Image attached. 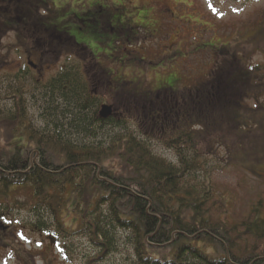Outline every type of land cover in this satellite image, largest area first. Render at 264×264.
<instances>
[{
	"label": "rangeland",
	"instance_id": "rangeland-1",
	"mask_svg": "<svg viewBox=\"0 0 264 264\" xmlns=\"http://www.w3.org/2000/svg\"><path fill=\"white\" fill-rule=\"evenodd\" d=\"M42 1L44 5L36 0H0V15L10 14V18L15 7L24 11H16L18 16H24L28 14L26 6H38L31 11L34 14L38 10L39 18L46 17L47 29L53 26L57 32L66 33L77 45L85 47L100 67L99 70L88 68L89 76L86 74L90 87H94L92 96L95 100L88 102L84 89L83 93L74 90L72 94L73 89L67 91L62 84H50L53 71L45 78L40 77V82L35 81L38 76L33 72L26 86L24 81L20 85L17 79H12L10 67L17 68L23 52L17 50L19 38L14 39L0 26V117H12L20 109L25 125L34 137L76 147L106 148L132 133L138 140L146 142L154 155L177 166H180L179 160L166 143L182 130H197L207 151L200 159L204 174L199 171L195 179L187 175L189 183L202 184L205 179V184H211L220 192L226 209L235 216L248 215L259 201L264 200V70L251 71L256 70V66L264 67V0ZM83 19L87 30H82ZM32 21L34 24L33 17ZM88 30L94 35L88 37ZM50 36L54 37L53 34L47 36L48 42ZM48 59L49 64L55 65V70L64 67V55L51 58L49 54ZM77 62L78 58L70 59L69 64ZM242 73L249 79L245 91L239 88ZM16 74L20 76L18 72ZM216 81L226 93L224 107L228 109L219 110L223 111L217 118L220 126H213L215 128L211 130L210 126L201 124L194 128L186 121H178L173 114L160 129H155V138L147 139L131 122L111 126L95 121V113L103 106L111 108L109 116L132 113L128 110L133 105L128 102H132L133 95L138 96L141 103H144L141 97L159 103L168 101L176 109L185 100H193L194 95L205 88L218 95L219 88L213 85ZM225 84L229 86L227 92L223 90ZM120 91L125 95L118 97ZM234 101L241 105L235 112L243 117L245 131H241L238 120L230 117L234 109L230 104ZM78 109H82L81 113ZM208 122L204 118L203 124ZM4 123L0 120V125ZM8 134L12 135L9 137L11 143L23 140L10 130L0 131V144H4ZM240 140L244 141L243 147L238 145ZM190 154L186 152V155ZM75 203V199L68 200L58 222L50 207L34 202L28 188L11 189L0 200V214L4 216H1V222L7 225L8 219L12 218L15 225H19L16 223L25 221L32 223L38 231L25 227L29 232L19 235L16 232L19 226H9V234L14 233L7 239L9 246L30 247L32 254H44L48 264H140L136 263L138 259L130 233L107 226L106 206L99 208L98 224L111 239L109 252L92 244L88 231L66 235L61 225L74 231L81 223L82 216L75 210ZM91 217H95L94 214L88 219ZM41 229L48 234L40 233ZM4 244L0 246L5 247ZM9 254L10 249L2 250L0 264L1 261H13ZM182 264L200 262L184 258Z\"/></svg>",
	"mask_w": 264,
	"mask_h": 264
},
{
	"label": "trees",
	"instance_id": "trees-1",
	"mask_svg": "<svg viewBox=\"0 0 264 264\" xmlns=\"http://www.w3.org/2000/svg\"><path fill=\"white\" fill-rule=\"evenodd\" d=\"M9 15H0L3 30L10 31L4 26L10 19ZM36 21L34 17V24ZM22 31L17 28L18 38L27 47L41 43V29L38 33L32 29L25 36L21 35ZM51 34L54 37L50 36L47 43L48 57L49 54L51 58L64 55L65 62L64 68L49 83L62 84L67 91L73 89L72 94L74 90L83 93L84 89L87 101L95 100L92 96L94 87L91 88L86 81L88 68H100L93 55L66 33L57 32L53 26L46 33L47 36ZM90 34L94 35L93 31ZM57 41L59 46L55 44ZM37 51L42 52L41 49ZM76 58L79 63L69 64L70 59ZM255 68L251 71L264 70L260 66ZM103 75L106 76L105 72ZM242 76L239 88L245 91L249 79L246 73ZM18 83L22 85L20 81ZM213 85L219 88L218 95L216 91L208 92L205 88L195 94L193 100H185L176 109L168 101L159 103L140 96L144 101L141 103L138 96L133 95L132 102H128L133 105L128 110L132 113H114L101 119L98 111L95 121L111 126L131 122L147 139L155 138V129H160L161 124L173 114L178 121H186L194 128L201 124L210 126L211 130L215 128L213 126H220L217 118L228 109L224 107L226 93L222 92L217 81ZM227 87V84L223 87L225 92ZM120 94L125 95L120 91L118 97ZM230 106L234 107L231 119L233 116L238 120L241 131H245L247 127L243 117L235 112L241 105L234 101ZM221 108L223 111L219 112ZM78 110L81 113L82 109ZM15 114L0 117L1 121H5L0 125V131L10 130L11 134L23 138L11 143L8 134L4 144H0V200L11 189L26 187L34 202L50 207L54 218L60 222V214L66 210L68 200L75 199V210L82 216L81 223L74 231L61 225L63 232L72 236L88 231L92 244L103 252H109L111 239L98 224L101 216L99 208L106 206L109 215L107 226L130 233L138 259L136 263L140 264H182L184 258L195 259L200 264H264V200L259 201L248 215L235 216L226 209L220 192L211 184H205V179L198 186L189 183V178L195 179L199 171L204 174L200 159L207 151L197 130H182L166 143L179 160L180 166H177L154 155L148 144L132 133L106 148L76 147L58 140L42 141L34 137L25 125L20 109ZM204 118L209 120L207 125L203 124ZM143 126L146 128L143 129ZM205 129L208 131V127ZM242 142L238 143L240 147H243ZM186 152L191 154L188 156ZM92 214L95 217L88 219ZM25 227L37 230L32 224ZM39 232L48 234L44 229Z\"/></svg>",
	"mask_w": 264,
	"mask_h": 264
},
{
	"label": "flooded vegetation",
	"instance_id": "flooded-vegetation-1",
	"mask_svg": "<svg viewBox=\"0 0 264 264\" xmlns=\"http://www.w3.org/2000/svg\"><path fill=\"white\" fill-rule=\"evenodd\" d=\"M18 2L19 1L16 2V5ZM36 2H39L42 5H44L42 0H36ZM32 8L37 9L38 6H35V5L29 6L28 5V6H26V9H25V11L28 14L24 15V16L23 15L18 16L16 11L20 12V13H22L24 11H22V10L18 11L14 7L13 8L14 12H12L14 15H12L10 17L8 23H4V26L8 27L10 29V31L7 33L11 34L14 39L15 38L17 39L19 36L18 32H17V28L23 29V31L21 32V35H24V36L27 33H29L27 30H29V31L32 30L31 27H35L33 32L34 31L37 32L38 29L42 30V32H41L42 41L40 44H38V43H36L35 45L29 44L27 47L25 44H23L21 42L18 43L17 50L23 52V53H21L22 60H21V63L17 65V68H15L14 66L10 67V69H13V74L10 77H12V79H17L16 81H18V82L20 81L21 83H22V81H24L25 86H26V83H28V78L31 76V74H33V72L36 73V75L39 77V78L36 77L35 81L40 82V81H42L40 79V77L45 78V75H49V73H52V71L54 73L55 72L57 73L60 70V69L55 70V68H54L55 65L53 63L49 64L48 53H47V51H48V49H47L48 38L46 35L47 28L45 27V20H47V19H46V17H43V16H41L39 19L38 10L35 11V13L33 14L31 11ZM32 17L33 18L35 17L37 19L36 24H33ZM99 19H102V16H99ZM81 23L83 24L82 30L86 29V21L83 19L81 21ZM86 34L88 35V37L91 36L90 30H88V32ZM14 45L17 46V43H15ZM37 49H41L42 52H38ZM58 63L59 62L57 60V64ZM17 72L20 74V76H18V74H16ZM103 72L104 71H102V73ZM54 73H53V77H54ZM88 73H89V71H88ZM87 75L89 76V74H87ZM20 78H23V79L20 80ZM86 81L90 84V81L88 80V78H86ZM158 93H161V92L158 91ZM168 98H171V96H168ZM1 216L2 215L0 214V244L1 245L4 243H6V244H4L5 247L0 246V253L4 249H10L11 254H9V255H10V257L13 256V261H1V263L6 264L7 262H11L13 264H48L44 260V258H45L44 254H39L37 252L35 254H32L34 252L30 251L31 250L30 247L28 249L26 248L27 246H23V245L12 247V246H9V244H8L7 239L8 238L10 239L11 235L14 236V233H12V232H11L12 234H9V229H8L9 226L10 227H11V225H14L15 227L19 226V229H17L16 232L20 233L19 235H25L24 232H29V231L26 230L25 228H23V226L28 225V224H32V223H25V221H24V222L16 223L19 225H15V221H13L12 218H9L8 219L9 224L6 225L3 222H1L3 220V219L1 220ZM7 216H9V215H7ZM2 217H4V216H2ZM15 235H18V234H15ZM9 243H11V242L9 241ZM25 248L27 250H25ZM36 249H38V248L36 247ZM3 258H6V256H4Z\"/></svg>",
	"mask_w": 264,
	"mask_h": 264
},
{
	"label": "water",
	"instance_id": "water-1",
	"mask_svg": "<svg viewBox=\"0 0 264 264\" xmlns=\"http://www.w3.org/2000/svg\"><path fill=\"white\" fill-rule=\"evenodd\" d=\"M111 114V108L107 106H103L101 111L99 112V117L101 119H106Z\"/></svg>",
	"mask_w": 264,
	"mask_h": 264
}]
</instances>
